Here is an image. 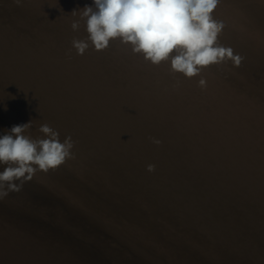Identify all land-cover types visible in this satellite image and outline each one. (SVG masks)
Listing matches in <instances>:
<instances>
[{"label":"water","instance_id":"obj_1","mask_svg":"<svg viewBox=\"0 0 264 264\" xmlns=\"http://www.w3.org/2000/svg\"><path fill=\"white\" fill-rule=\"evenodd\" d=\"M85 4L0 0V135L74 142L0 200V264H264V0H220L244 59L193 78L119 38L77 54Z\"/></svg>","mask_w":264,"mask_h":264},{"label":"clouds","instance_id":"obj_2","mask_svg":"<svg viewBox=\"0 0 264 264\" xmlns=\"http://www.w3.org/2000/svg\"><path fill=\"white\" fill-rule=\"evenodd\" d=\"M220 0H93L79 12L86 20V40L73 39L77 54L83 55L89 47L96 51L109 47L117 38L131 45L134 54H141L153 65L169 61L173 73L193 78L212 65L231 61L239 67L244 59L234 54L231 47L218 42L225 25L213 18ZM17 5L21 0H15ZM79 22H73V30ZM175 53V55H173ZM201 88L206 81H199ZM32 122L13 125L0 135V200L11 192H19L25 182L33 179L37 172L47 174L55 171L67 160L73 159L74 142L67 137L63 143L59 133L47 124L39 128L46 138L33 139L25 135ZM159 143V141H154ZM154 171V165H148ZM19 181V183H16Z\"/></svg>","mask_w":264,"mask_h":264}]
</instances>
